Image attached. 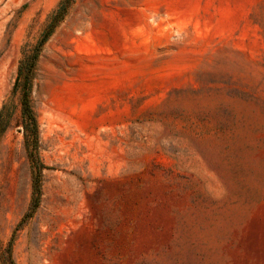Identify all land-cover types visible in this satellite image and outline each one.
<instances>
[{
	"label": "rangeland",
	"instance_id": "rangeland-1",
	"mask_svg": "<svg viewBox=\"0 0 264 264\" xmlns=\"http://www.w3.org/2000/svg\"><path fill=\"white\" fill-rule=\"evenodd\" d=\"M59 2L0 0V264H264V0H73L35 159Z\"/></svg>",
	"mask_w": 264,
	"mask_h": 264
},
{
	"label": "trees",
	"instance_id": "trees-1",
	"mask_svg": "<svg viewBox=\"0 0 264 264\" xmlns=\"http://www.w3.org/2000/svg\"><path fill=\"white\" fill-rule=\"evenodd\" d=\"M73 0H60L56 8L49 15L47 22L43 28L38 42L33 46L30 51L23 47V57L20 59L16 80L13 86L14 93H20V110L23 117V129L25 136V146L28 151L29 157L36 159V141H37V125L32 108L30 106L29 96L34 80L35 65L41 51L43 44L47 41L49 36L53 33L54 29L63 20ZM5 109V104L2 105L0 110V122ZM4 129H0L2 133ZM39 168L43 166L39 164ZM32 206L35 207L40 197V172H34L32 177Z\"/></svg>",
	"mask_w": 264,
	"mask_h": 264
}]
</instances>
